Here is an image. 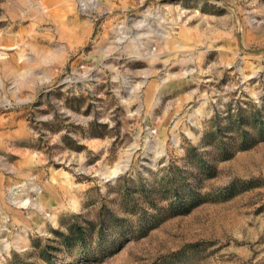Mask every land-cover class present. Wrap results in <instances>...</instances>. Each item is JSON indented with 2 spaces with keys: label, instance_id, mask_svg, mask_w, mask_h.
<instances>
[{
  "label": "rangeland",
  "instance_id": "374dc122",
  "mask_svg": "<svg viewBox=\"0 0 264 264\" xmlns=\"http://www.w3.org/2000/svg\"><path fill=\"white\" fill-rule=\"evenodd\" d=\"M0 264H264V0H0Z\"/></svg>",
  "mask_w": 264,
  "mask_h": 264
},
{
  "label": "bare ground",
  "instance_id": "6f19581e",
  "mask_svg": "<svg viewBox=\"0 0 264 264\" xmlns=\"http://www.w3.org/2000/svg\"><path fill=\"white\" fill-rule=\"evenodd\" d=\"M111 174H112V175L116 174V170L111 171ZM27 202H28L27 199H23V198L20 199V205H21V206H26V205H27ZM72 202H73V201H72ZM71 206H72L73 209H77V206H78V205H77V203L73 202V203L71 204Z\"/></svg>",
  "mask_w": 264,
  "mask_h": 264
}]
</instances>
